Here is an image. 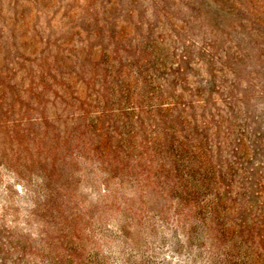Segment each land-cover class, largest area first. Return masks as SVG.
Instances as JSON below:
<instances>
[{
    "label": "rangeland",
    "instance_id": "374dc122",
    "mask_svg": "<svg viewBox=\"0 0 264 264\" xmlns=\"http://www.w3.org/2000/svg\"><path fill=\"white\" fill-rule=\"evenodd\" d=\"M0 264H264V0H0Z\"/></svg>",
    "mask_w": 264,
    "mask_h": 264
}]
</instances>
